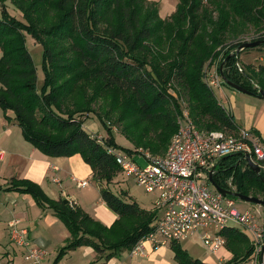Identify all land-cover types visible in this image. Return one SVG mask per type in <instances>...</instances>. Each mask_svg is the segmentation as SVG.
I'll return each mask as SVG.
<instances>
[{
    "label": "trees",
    "instance_id": "16d2710c",
    "mask_svg": "<svg viewBox=\"0 0 264 264\" xmlns=\"http://www.w3.org/2000/svg\"><path fill=\"white\" fill-rule=\"evenodd\" d=\"M9 4L22 16L10 13ZM42 20L49 25L42 26ZM249 27L257 35L242 40ZM26 35L42 46L40 85ZM259 39H264V0H179L167 18L159 16L154 0H0V108L5 118L13 119L24 139L47 156L79 154L91 168L101 200L118 216L104 225L79 205L50 198L36 182L11 178L4 190L29 194L40 208L51 209L69 232L53 264L80 246H91L100 257L110 259L132 248L158 217L154 209L126 200L125 191L117 194L110 189L119 166L108 147L122 148L101 115L97 117L107 130L102 141L84 126L95 112V100L103 92L113 93L126 138L152 152H164L178 126L179 107L167 91L171 80L190 94V115L198 129L236 132L232 115L201 71L217 58V68L223 63L227 79L257 95L258 89L264 90V63L256 69L248 65L252 71L247 73L239 69L238 56L251 48L238 53L236 49ZM62 41L68 42L66 51L59 46ZM260 46L264 41L252 48ZM82 80L95 82L91 93ZM116 94L123 98L118 100ZM213 179L243 194H264V170L257 174L236 154L219 160ZM221 233L232 253L222 264H242L250 258L253 247L238 226ZM170 247L176 264H206L179 242L172 241Z\"/></svg>",
    "mask_w": 264,
    "mask_h": 264
},
{
    "label": "built area",
    "instance_id": "2783aa9c",
    "mask_svg": "<svg viewBox=\"0 0 264 264\" xmlns=\"http://www.w3.org/2000/svg\"><path fill=\"white\" fill-rule=\"evenodd\" d=\"M204 80L212 87L221 86L218 70L203 69ZM98 141L101 135L95 134ZM119 166V172L133 177L145 190L155 195L153 207L158 215L153 228L141 237L132 248L131 255L143 254L145 244L153 248L172 241L197 235L211 253L224 247L221 231L238 226L249 238L253 247L252 257L264 261V225L260 223L261 210H240L231 195H223L208 180L210 170L220 159L245 154L264 169V141L251 129L238 128L236 132L224 129H198L188 111L179 118L163 155H153L142 149L128 152L108 147ZM138 156L143 159L141 165ZM85 181L77 182L83 185ZM229 185L231 182L229 180ZM230 190L235 191L231 185ZM13 218L9 237L12 243L23 249L29 264H45V249L34 245L27 237V230L18 226Z\"/></svg>",
    "mask_w": 264,
    "mask_h": 264
},
{
    "label": "crops",
    "instance_id": "0c3cea01",
    "mask_svg": "<svg viewBox=\"0 0 264 264\" xmlns=\"http://www.w3.org/2000/svg\"><path fill=\"white\" fill-rule=\"evenodd\" d=\"M222 87L223 85L219 87L221 94ZM6 114L10 116L9 112ZM84 126H87L85 122ZM242 127L253 130L264 141L262 138L264 137V108H260V111L247 118ZM79 157L81 158L79 154L53 157L41 153L24 139L18 124L13 119H6L0 108V236L7 238V242L12 247V251L6 247L3 252V255L10 257L11 264L15 262L17 251L9 237V223L13 218L19 220V227L27 230V237L34 245L43 247L45 250L50 249L52 259L69 238L67 228L51 209L40 208L29 194L4 190L11 178L36 182L52 199L66 197L70 203L79 205L104 225H110L118 217L101 200L98 186L89 178L91 168L86 163L84 165L83 159ZM79 181H85V183L78 185ZM67 183H75L80 193L74 195L67 191ZM145 209H152V207ZM257 210L262 209L257 208ZM186 250L189 253L188 249ZM125 251V257L121 256L124 252H120L110 259H104L91 246H80L69 250L57 264H176L172 251L165 245L153 248L146 243L143 254L140 255H131L129 250ZM190 255L194 257L193 254ZM212 255L198 254L195 257L206 264H222L231 258L232 253L224 245ZM252 258L250 256L248 260H253L254 264ZM44 263L53 264V260L50 262L47 256L44 258Z\"/></svg>",
    "mask_w": 264,
    "mask_h": 264
},
{
    "label": "rangeland",
    "instance_id": "374dc122",
    "mask_svg": "<svg viewBox=\"0 0 264 264\" xmlns=\"http://www.w3.org/2000/svg\"><path fill=\"white\" fill-rule=\"evenodd\" d=\"M158 3V13L161 18H167L176 8V4L179 0H154ZM9 12L12 14H16L18 17H21V13L18 12L12 5H8ZM36 13H34L35 15ZM53 19L52 17H50ZM42 26H48L49 22L46 20H42ZM257 34L254 31L253 27H249L246 29V32L244 35H242V40H250L252 37L256 36ZM164 40V36H162V41ZM225 43H229L230 35H225ZM164 44V42H163ZM26 45L34 59V63L36 65L37 70V84L40 85L42 83L43 79V71L40 66L41 61V52H42V46L40 43L35 41L31 36L26 35ZM60 48L64 49L65 51L68 49V42L62 41L59 43ZM1 54V51H0ZM218 61L219 59H214L212 62H206L202 68V78L204 80V72L203 69L209 68L210 70H218ZM264 63V46H260L259 48H251L249 50L241 51L238 56V67L239 69H242L244 71H247V73H250L251 67L249 68L248 65L252 66V68L256 69L258 65ZM219 71V70H218ZM205 81V80H204ZM81 85L85 87L86 91L88 93H91L92 87L95 82L91 81H85L82 80ZM223 85V83H221ZM222 94L219 91V87H212L216 97L219 99L221 104L226 108L225 110L230 113L236 123V125L240 128L244 125V122L247 118H249L252 114H254L257 111H260V108H264V99H261L257 97L254 94H248L242 91H239L237 89H234L232 87H229L227 85H223L222 87ZM167 91L175 97L176 102L178 104V112L175 118L176 124L178 125L179 118L183 116L184 111H188L190 115V104L191 96L188 93L186 87L183 85L177 83L175 80H171V84L167 86ZM112 95L111 92H103L97 98L94 102V113H91V117H88L85 120L87 129L95 134L99 135L101 134L102 140L105 139L107 136V130L103 123L98 119L97 114L101 115L103 118L106 126L110 127L112 131V135L114 137L115 142L118 146H120L124 151L130 150L129 152H136L135 150L142 149L144 151H148L152 153L153 155L161 156L165 153L164 152H152L147 148H143L141 146L135 147L133 146L132 142L126 138V135L123 132V127L125 124V121L120 120L118 117V110H115V106H113L112 103ZM116 98L118 100H121L123 97L119 94H116ZM191 102V103H190ZM191 117V115H190ZM192 119V118H191ZM193 121V120H192ZM196 126V125H195ZM247 129V128H245ZM264 139V137H262ZM137 154H135L136 156ZM80 158V157H79ZM136 158L139 160L141 165H144L143 159L141 160L138 156ZM81 159V158H80ZM82 160V159H81ZM85 165V162L82 161ZM264 170V169H262ZM91 178V177H89ZM229 182V180H227ZM68 189L71 194L78 195L80 193V189L76 187L75 183H67ZM110 189L117 194H120L121 191H125L127 193V196L125 197L126 200H134L136 201L141 207L143 208H150L153 207V201L155 198V195L152 193H149L145 190V188L140 185L133 177L126 176L125 174H122L120 172L117 173L114 180L110 183ZM231 187V186H230ZM64 188V187H63ZM258 197L264 199L263 193H258ZM66 197L62 198L65 199ZM67 199V198H66ZM236 200V206L240 210H256L257 208L262 209L261 210V218L260 223L264 225V210L263 207L254 203H250L247 201H243L240 199ZM7 239V238H6ZM2 238L0 236V264H11V261L9 260L10 257H7L3 255L4 249L7 247L10 251H12V247L10 243L7 242V240ZM182 248L188 249L190 254H193L195 257L198 254L201 255H208L213 256L212 253L208 250L206 246L203 245L201 240L197 235L189 236L186 238H183L179 241ZM14 245V244H13ZM16 251V258L14 264H29L27 260L24 259L23 249L17 245H14ZM165 247L169 248L171 253L174 256V251L170 247V243L166 244ZM46 256L50 258V262L52 259L51 257V251L50 249L45 250ZM121 256H126V251ZM53 254V252H52ZM15 256V254H13ZM13 256V257H14ZM120 256V255H119ZM120 256V257H121ZM254 259V264H261V258L256 257L252 258ZM242 264H253V260H246L242 262Z\"/></svg>",
    "mask_w": 264,
    "mask_h": 264
},
{
    "label": "water",
    "instance_id": "95a60500",
    "mask_svg": "<svg viewBox=\"0 0 264 264\" xmlns=\"http://www.w3.org/2000/svg\"><path fill=\"white\" fill-rule=\"evenodd\" d=\"M264 41L259 39V40H254V41H245L243 43H241L237 49H236V52L238 53L239 51H241L242 49L244 48H252V47H256L260 44H262ZM222 66H223V63L219 66V74L221 76V78L223 79V81L229 85L230 87L234 88V89H237L239 91H242V92H245V93H251L249 90H247L245 87L241 86L240 84H237L229 79H227L225 77V75L223 74L222 72ZM257 96L261 97L264 99V90L263 89H258V94ZM245 160H246V163L248 165V167L255 171L257 174H260L261 172V167L259 165H257L256 163H254L251 159H250V156L248 154H245ZM208 180L210 181V183L213 185V187L218 190L219 192H221L223 195H231L237 199H240V200H243V201H247V202H250V203H254V204H257V205H260L264 208V199L258 197V196H253V195H247V194H243V193H240V192H237V191H233V190H230V189H227V188H224L220 185H218L214 179H213V170H210L209 171V174H208ZM63 202L64 203H67L68 202V199H63ZM264 248V246H263ZM263 264H264V261H263Z\"/></svg>",
    "mask_w": 264,
    "mask_h": 264
}]
</instances>
